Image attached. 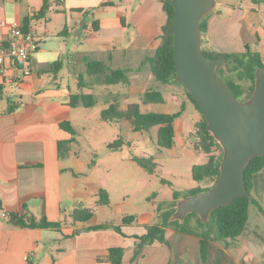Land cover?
<instances>
[{"label": "crops", "instance_id": "crops-1", "mask_svg": "<svg viewBox=\"0 0 264 264\" xmlns=\"http://www.w3.org/2000/svg\"><path fill=\"white\" fill-rule=\"evenodd\" d=\"M45 1L49 7L42 13ZM105 1L114 3L103 6ZM262 4L264 0H223L207 19L206 46L222 53H243L249 46L260 53L264 63ZM89 9H94V14L85 18ZM93 20L98 21L97 29ZM166 21L161 0H141L135 6L133 0H0V43L10 39L15 27L25 25L39 41V49L29 61L31 72L24 79H17L11 65L0 73V264H110L111 247L125 248L122 264H264V215L257 207L251 208L240 237L210 243L206 260L197 236L173 229L166 231L169 245L158 241L147 244L133 260L139 242L135 235H143L145 225L157 222L150 223V213L124 226L125 234L109 228L87 229L107 223L111 217L97 209L106 205L97 204L103 187L95 175V153L77 148L74 136L69 153L59 156V141L73 136L60 124L70 121L77 132L82 106L69 104L71 94L82 92V88L79 83L76 87L66 82L63 72L69 69L74 76L84 77L87 59H100L111 68L130 69L132 80L123 85L126 92L105 85L110 97L103 102L135 91L143 94L148 82L154 80L143 64L159 46ZM56 61L62 62L57 73L43 72ZM166 99L161 103L167 104L166 112L180 110L171 111L177 104ZM181 135L176 127L172 149L178 141L185 146L186 138L181 140ZM253 195L264 211V169L254 175ZM82 204L93 208L95 214L88 221L75 222L71 212ZM113 204L111 199L109 207ZM115 205L119 216L127 214L125 201ZM12 215L45 216L64 224L61 228H22Z\"/></svg>", "mask_w": 264, "mask_h": 264}, {"label": "trees", "instance_id": "trees-1", "mask_svg": "<svg viewBox=\"0 0 264 264\" xmlns=\"http://www.w3.org/2000/svg\"><path fill=\"white\" fill-rule=\"evenodd\" d=\"M256 3L262 0H253ZM167 14V21L163 26L161 42L152 55L146 57L144 64L151 71L154 78L163 84L179 83L186 89V94L191 103L201 112L202 118L196 122L195 130L192 133L193 145L200 153H205L208 157L206 163L196 164L192 167V176L197 182H205L204 186H197L188 191L175 190L173 199L164 201L157 205L156 213L158 221L154 224L145 225L146 232L143 235H135L139 242L133 260L142 254L145 245L158 241L169 245L166 238L167 229H173L181 234L197 236L201 241V252L204 260L207 258L208 248L211 242L232 238L237 239L242 235L250 217L252 207H257L264 215L261 203L253 195V178L256 173L264 169V155L252 158L245 168L247 188L249 196L235 198L229 205L221 206L211 211L207 222H203L196 212H190L183 220L173 219L172 215L177 209L178 201L186 195H193L210 189L220 176V165L223 158V147L208 129V120L202 112L198 101L192 96L188 88L177 81V67L174 50V22L175 9L172 0H161ZM114 2L105 1L103 6L112 5ZM48 2L45 1L41 12L48 9ZM83 11V10H79ZM212 12V11H211ZM210 12V13H211ZM208 13L201 20L203 34V50L210 58L226 56L227 62L219 70V77L230 87L233 95L239 99L249 98L255 88L256 70L264 66L261 55L258 51H253L249 46L243 53H222L208 48L205 44L204 35L207 32ZM94 14V9H93ZM93 26L98 28V21L93 20ZM23 30L27 31L26 25ZM6 42H3L5 44ZM89 81L86 86L94 88L96 85H130L132 83L128 68H111L105 61L100 59H90L86 61ZM62 68V62L51 63L43 72L57 73ZM141 67H139L140 69ZM83 79V77L81 76ZM82 81V80H81ZM83 82V81H82ZM79 87L83 88V83ZM145 103H165L167 102L161 90L147 89L143 94ZM97 103V96L94 93L77 92L71 94L69 104L71 106L83 105L92 107ZM186 112V104L182 103L180 110L175 112H142L139 104H128L123 108L118 97H113L107 101V106L101 111V118L105 121H130L134 131H148L153 127H158L157 144L161 148L171 149L176 143L175 121ZM60 126L69 131L72 138L59 141V156L66 157L71 149L72 142L75 141V129L70 121H65ZM126 141L118 138L108 144L111 151L120 150ZM132 160L149 173L156 172L157 162L153 156H133ZM98 205L109 206L111 204L110 194L107 189L101 188L98 192ZM95 214V210L84 204L78 206L71 212L73 221H88ZM18 220V225L22 228H61L63 222L50 221L43 216L37 218L34 215H12ZM137 220L136 215L124 214L122 225L112 223H101L87 228L88 230L114 228L117 232L125 234L124 226H129ZM213 225L215 229L213 230ZM125 255V248L111 247L109 249L108 261L110 264H122Z\"/></svg>", "mask_w": 264, "mask_h": 264}, {"label": "rangeland", "instance_id": "rangeland-1", "mask_svg": "<svg viewBox=\"0 0 264 264\" xmlns=\"http://www.w3.org/2000/svg\"><path fill=\"white\" fill-rule=\"evenodd\" d=\"M115 1L121 2V0ZM139 1L141 0H133V5L135 6ZM231 1L233 3L249 2V0ZM217 2V8L212 10L208 18L217 12L223 0H217ZM262 6L264 7V4ZM92 13L93 9L86 10L85 18L91 17ZM258 18H262V15L259 14ZM63 73L65 81L70 82L72 86L77 87L78 83L83 81L82 91L97 95L98 102L94 106L85 107L82 105L79 107L75 137L77 148L92 150L95 153V175L97 180L101 181L102 187L109 189L111 193L113 207H97L100 214L111 217L109 223L114 225H117V222L122 223L124 214L119 216L115 212V204L118 202L125 201V213L136 215L138 219L140 216L150 213L149 221L152 223L158 221L155 210L157 205L172 200L175 190L185 192L195 186L205 185V182H197L192 176V167L196 164L206 163L208 160L205 153L195 152L192 147L194 142L192 133L195 130L196 122L202 118V114L191 103L182 84H163L154 78L148 82L147 86V89L161 90L169 101L177 104L171 111L179 109L182 103L186 104V112L176 121L177 130L182 134L180 139L182 140L185 136L186 144L182 147L178 141L173 149H166L157 144L158 127L156 126L148 131H134L130 121H105L101 118V111L107 106V102L103 101L110 97L109 89L106 87L108 85H96L94 88H89L86 84L90 79L86 72L84 79L79 74L74 76L69 69ZM117 86L121 88V91H127L122 84L111 85L109 88H117ZM143 94L135 91L126 97L118 98L122 107H127L128 104H139L142 112L168 111L164 109L167 104L145 103ZM118 138L126 141L124 147L116 151L109 150L108 144ZM133 156H153L158 164L156 172L149 173L132 160ZM92 205L95 206V202ZM109 229L116 231L114 228Z\"/></svg>", "mask_w": 264, "mask_h": 264}, {"label": "water", "instance_id": "water-1", "mask_svg": "<svg viewBox=\"0 0 264 264\" xmlns=\"http://www.w3.org/2000/svg\"><path fill=\"white\" fill-rule=\"evenodd\" d=\"M217 0H172L175 9L174 50L176 79L198 101L208 129L223 147L220 176L208 190L183 196L173 219L196 212L207 222L212 210L249 196L245 168L264 155V66L257 68L255 88L245 99L235 97L218 73L226 56L210 58L203 50L201 20L214 10ZM15 223L16 220L13 218Z\"/></svg>", "mask_w": 264, "mask_h": 264}, {"label": "built area", "instance_id": "built-area-1", "mask_svg": "<svg viewBox=\"0 0 264 264\" xmlns=\"http://www.w3.org/2000/svg\"><path fill=\"white\" fill-rule=\"evenodd\" d=\"M38 49L39 41L32 31L15 27L10 39L5 44L0 43V73L5 72L7 66L11 65L17 79H24L31 72L29 61ZM2 215L8 216L6 212Z\"/></svg>", "mask_w": 264, "mask_h": 264}]
</instances>
